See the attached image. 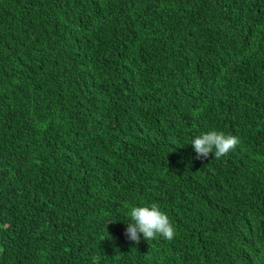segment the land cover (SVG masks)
<instances>
[{
  "label": "trees",
  "instance_id": "1",
  "mask_svg": "<svg viewBox=\"0 0 264 264\" xmlns=\"http://www.w3.org/2000/svg\"><path fill=\"white\" fill-rule=\"evenodd\" d=\"M0 264H264V0H0Z\"/></svg>",
  "mask_w": 264,
  "mask_h": 264
},
{
  "label": "clouds",
  "instance_id": "2",
  "mask_svg": "<svg viewBox=\"0 0 264 264\" xmlns=\"http://www.w3.org/2000/svg\"><path fill=\"white\" fill-rule=\"evenodd\" d=\"M240 144L235 135H225L223 132L210 131L196 136L191 146L196 153L195 159H207L214 153L216 159H220ZM130 221L124 233L127 240L139 244L141 234L143 239L150 241L157 236L167 240L173 239L175 228L169 217L160 209L159 205L152 203L146 206H133L129 212Z\"/></svg>",
  "mask_w": 264,
  "mask_h": 264
}]
</instances>
